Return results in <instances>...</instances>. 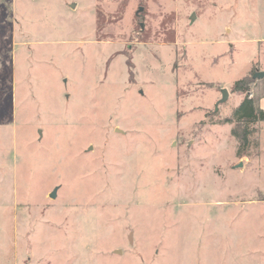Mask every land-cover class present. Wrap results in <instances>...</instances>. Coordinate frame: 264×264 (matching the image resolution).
<instances>
[{
    "label": "rangeland",
    "instance_id": "374dc122",
    "mask_svg": "<svg viewBox=\"0 0 264 264\" xmlns=\"http://www.w3.org/2000/svg\"><path fill=\"white\" fill-rule=\"evenodd\" d=\"M258 39L264 0H0V264H264Z\"/></svg>",
    "mask_w": 264,
    "mask_h": 264
},
{
    "label": "trees",
    "instance_id": "16d2710c",
    "mask_svg": "<svg viewBox=\"0 0 264 264\" xmlns=\"http://www.w3.org/2000/svg\"><path fill=\"white\" fill-rule=\"evenodd\" d=\"M256 70L253 69L247 76L236 81L233 85V93L244 95L243 101L234 110L233 117L227 122L234 123L232 130L233 136L240 142L239 156L249 148L250 136L255 132L252 125L264 122V110L259 103L264 98V80L254 78ZM260 81L263 85L259 89L256 82Z\"/></svg>",
    "mask_w": 264,
    "mask_h": 264
},
{
    "label": "water",
    "instance_id": "95a60500",
    "mask_svg": "<svg viewBox=\"0 0 264 264\" xmlns=\"http://www.w3.org/2000/svg\"><path fill=\"white\" fill-rule=\"evenodd\" d=\"M254 78H255V79H259V80L263 79V78H264V72H257V73H255ZM227 98H228V92H227L226 90H224V91H223V98H222V101H226ZM242 166H243V164L240 163L237 167L240 168V167H242ZM57 190H58V188H56V189L53 191V193L50 195V197H51L52 199H55V198H56Z\"/></svg>",
    "mask_w": 264,
    "mask_h": 264
},
{
    "label": "crops",
    "instance_id": "0c3cea01",
    "mask_svg": "<svg viewBox=\"0 0 264 264\" xmlns=\"http://www.w3.org/2000/svg\"><path fill=\"white\" fill-rule=\"evenodd\" d=\"M255 2V0H252ZM257 5V3H255L254 7ZM247 9V7H246ZM253 10V9H252ZM260 10V9H259ZM253 12H255V10H253ZM255 44H258V48H261L262 44L264 43V39H258L254 41ZM261 109L264 110V98L261 99L260 103H259Z\"/></svg>",
    "mask_w": 264,
    "mask_h": 264
}]
</instances>
